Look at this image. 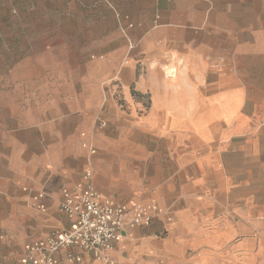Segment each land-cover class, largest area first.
Here are the masks:
<instances>
[{"label":"crops","instance_id":"obj_1","mask_svg":"<svg viewBox=\"0 0 264 264\" xmlns=\"http://www.w3.org/2000/svg\"><path fill=\"white\" fill-rule=\"evenodd\" d=\"M21 1L0 0V199L31 228L24 244L69 227L62 189L91 166L103 196L161 208L125 228L114 264H264V63L239 71L255 42L237 36L264 28V0H135L140 15L123 19L134 59L115 71L125 39L105 31L85 77L62 70L67 39L27 36ZM107 109L120 139L95 131Z\"/></svg>","mask_w":264,"mask_h":264},{"label":"rangeland","instance_id":"obj_2","mask_svg":"<svg viewBox=\"0 0 264 264\" xmlns=\"http://www.w3.org/2000/svg\"><path fill=\"white\" fill-rule=\"evenodd\" d=\"M10 1L14 2V0ZM14 7L12 15L27 24V36L34 37L39 35L43 38H50L51 36L59 35L61 38L68 40L65 41L66 45L58 47L61 54L62 70L68 75L80 73L85 77L91 71V63L104 59V56L95 52L96 49L92 47V38L98 37L99 34L103 35L105 31H107L106 34L110 35L116 30H121L123 39H125L126 52L122 56L119 55L120 65L117 64L115 66V71L119 66L121 67L123 62L134 59L132 50L127 51L129 40L126 37L127 29L123 19H127V16L130 19V17L140 15L141 7L135 4V0H74L73 5H68L67 3H63V5L55 4L51 0H22L18 5L15 4ZM262 25L264 26V23ZM124 29L126 30L124 31ZM237 36L238 41L246 39L255 42L252 53L249 52V46L239 53V71L246 73L247 70L251 69L252 65L260 67L264 63L262 57H258L261 52H264V28L242 31L237 33ZM76 44L86 48L83 55L80 50H77L78 54L76 55L69 54L71 50L75 51ZM111 44L115 47L117 44L116 40H112ZM111 56L116 64L118 59L116 52L111 54ZM139 58H142V54L141 56L140 54L137 55L136 59ZM140 70L141 67L137 69L138 72ZM253 80L246 77L248 83L253 84ZM132 87L133 84L131 85ZM261 95L262 92L258 91L251 93L253 99H260ZM108 110H106L104 117L100 116V119L96 121L95 131L97 132L98 129L103 130L106 134L120 139L121 128L116 125L115 118L109 117L110 113ZM100 121H106L104 127L99 126ZM134 137L138 139L136 132ZM261 180L263 181V177H261ZM10 211L11 208L0 199V235L3 237L0 243L1 251L8 264H20L22 246L26 240L33 237V233L29 226L24 225L22 227L17 219L11 218L9 215ZM5 216L11 219L3 220Z\"/></svg>","mask_w":264,"mask_h":264},{"label":"built area","instance_id":"obj_3","mask_svg":"<svg viewBox=\"0 0 264 264\" xmlns=\"http://www.w3.org/2000/svg\"><path fill=\"white\" fill-rule=\"evenodd\" d=\"M99 123L104 127L106 121ZM88 148L91 154L97 152L94 144L88 143ZM45 196V190L30 194L36 210H47ZM59 203L60 210L69 218V227L26 242L20 264H114L113 252L125 228L148 226L161 211L157 203L128 205L103 196L95 184L91 166L74 190L62 189ZM0 264H8L1 247Z\"/></svg>","mask_w":264,"mask_h":264},{"label":"trees","instance_id":"obj_4","mask_svg":"<svg viewBox=\"0 0 264 264\" xmlns=\"http://www.w3.org/2000/svg\"><path fill=\"white\" fill-rule=\"evenodd\" d=\"M133 94H134L135 96H139V95H140V93H138L137 91H134V90H133Z\"/></svg>","mask_w":264,"mask_h":264}]
</instances>
